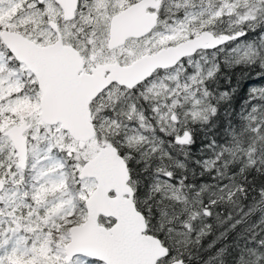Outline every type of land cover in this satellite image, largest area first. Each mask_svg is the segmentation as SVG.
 <instances>
[{
	"label": "snow or ice",
	"instance_id": "obj_1",
	"mask_svg": "<svg viewBox=\"0 0 264 264\" xmlns=\"http://www.w3.org/2000/svg\"><path fill=\"white\" fill-rule=\"evenodd\" d=\"M0 264H264V0H0Z\"/></svg>",
	"mask_w": 264,
	"mask_h": 264
}]
</instances>
